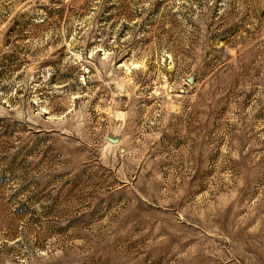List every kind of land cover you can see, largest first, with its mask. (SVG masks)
Listing matches in <instances>:
<instances>
[{
    "label": "rangeland",
    "instance_id": "374dc122",
    "mask_svg": "<svg viewBox=\"0 0 264 264\" xmlns=\"http://www.w3.org/2000/svg\"><path fill=\"white\" fill-rule=\"evenodd\" d=\"M0 264H264V0H0Z\"/></svg>",
    "mask_w": 264,
    "mask_h": 264
}]
</instances>
